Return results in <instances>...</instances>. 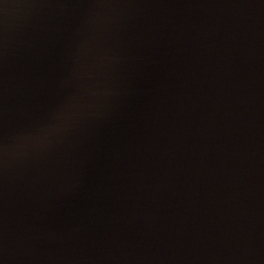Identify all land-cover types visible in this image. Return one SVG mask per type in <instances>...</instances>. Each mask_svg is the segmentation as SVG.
Listing matches in <instances>:
<instances>
[{"label":"water","instance_id":"95a60500","mask_svg":"<svg viewBox=\"0 0 264 264\" xmlns=\"http://www.w3.org/2000/svg\"><path fill=\"white\" fill-rule=\"evenodd\" d=\"M0 264H264V0H0Z\"/></svg>","mask_w":264,"mask_h":264}]
</instances>
